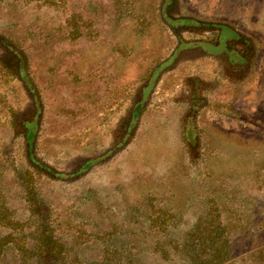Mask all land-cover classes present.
<instances>
[{"label": "rangeland", "instance_id": "obj_1", "mask_svg": "<svg viewBox=\"0 0 264 264\" xmlns=\"http://www.w3.org/2000/svg\"><path fill=\"white\" fill-rule=\"evenodd\" d=\"M216 232L264 264V0H0V238L193 264Z\"/></svg>", "mask_w": 264, "mask_h": 264}, {"label": "trees", "instance_id": "obj_2", "mask_svg": "<svg viewBox=\"0 0 264 264\" xmlns=\"http://www.w3.org/2000/svg\"><path fill=\"white\" fill-rule=\"evenodd\" d=\"M221 38L225 39L222 36L220 37V39ZM29 140H30L29 135H26V141ZM89 163H91V161ZM213 225L219 227L218 224L213 223ZM218 233L219 232H216V234H214L213 236H208V235H203L201 237L198 236V237H194L192 241L190 240L191 243L194 244L193 246L195 247L198 246L199 251L202 252L201 256L204 258L201 259L199 254L194 256L193 264H222L227 260V257L225 255L230 256V251L228 250L227 252H225L224 258L221 260L220 259L217 260L216 258L210 255V251L212 252L216 250V248L213 247L216 244L220 245L221 247L223 246L230 247L228 243L224 241L226 240V238L222 237ZM192 237L190 239H192ZM8 244L14 245V248L17 250V253L21 256V258L25 260H29L33 258L32 260H34L35 264H49V263L63 264L61 263V261L63 259L64 254L62 253V251H60L59 246H57V242L53 239H47L46 237L39 236L37 241V246H35V248L28 250V249H23L21 246H19L18 245L19 241L10 238L9 235L3 236L0 238V257L1 255H3L4 249ZM181 245H183L184 248V244Z\"/></svg>", "mask_w": 264, "mask_h": 264}]
</instances>
